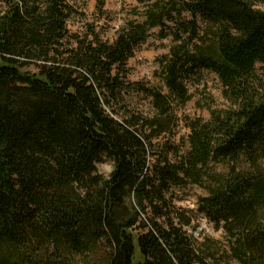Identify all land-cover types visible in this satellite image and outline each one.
<instances>
[{
  "label": "trees",
  "instance_id": "trees-1",
  "mask_svg": "<svg viewBox=\"0 0 264 264\" xmlns=\"http://www.w3.org/2000/svg\"><path fill=\"white\" fill-rule=\"evenodd\" d=\"M75 14L0 0V264H264V0H147L113 42L72 32ZM154 30L167 93L128 81ZM206 73L232 108L180 119ZM180 121L182 144L156 143ZM190 186L225 251L188 233L174 201Z\"/></svg>",
  "mask_w": 264,
  "mask_h": 264
},
{
  "label": "rangeland",
  "instance_id": "rangeland-1",
  "mask_svg": "<svg viewBox=\"0 0 264 264\" xmlns=\"http://www.w3.org/2000/svg\"><path fill=\"white\" fill-rule=\"evenodd\" d=\"M75 9L76 14L69 23V29L74 33L85 34L89 29L94 30L104 41L113 42L117 32L124 26L125 22L144 7L147 0H106L103 12L98 9V0H67ZM143 1V2H141ZM159 31H152V36L147 43L136 52L135 56L128 63V81L131 83H143L167 93V89L160 76L159 60L169 53L172 46L171 39H161ZM258 70L261 68L257 66ZM35 72V69H30ZM259 72V71H258ZM191 101L179 110V117L203 118L208 120L212 112L225 113L232 108L229 101L223 96V86L218 77L206 73L204 80L199 85L190 86ZM133 106L143 113H149L150 105L145 96L136 97ZM188 135L184 122L180 121L176 132L172 136H165L156 143L169 142L171 148L182 144V139ZM157 154V152H156ZM172 156H170L171 158ZM114 164L111 161H104L97 165L98 174L108 178L112 173ZM216 172L224 173L226 165H216ZM207 196L203 189L197 186H190L184 192L177 191L175 205L181 208L186 218L192 220V229L188 233L192 235L198 245L211 244L223 252L227 248L226 235L222 229H217L206 218L198 213V200ZM226 261H228L226 259ZM228 264H239L230 260Z\"/></svg>",
  "mask_w": 264,
  "mask_h": 264
}]
</instances>
